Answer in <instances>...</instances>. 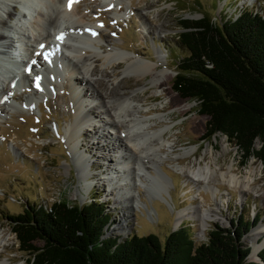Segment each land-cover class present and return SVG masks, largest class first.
Instances as JSON below:
<instances>
[{
	"label": "rangeland",
	"instance_id": "obj_1",
	"mask_svg": "<svg viewBox=\"0 0 264 264\" xmlns=\"http://www.w3.org/2000/svg\"><path fill=\"white\" fill-rule=\"evenodd\" d=\"M245 7L255 8L264 16V0H82L79 3L77 15H85L89 22L101 27V44L96 51L106 53L117 46L133 52L132 56L136 59L155 60L154 49L161 50L162 59L158 63V68L167 69L166 77L162 78L159 84L157 91L160 95L144 104L149 108L153 104L156 106V109L145 113L146 116L167 112L170 117L167 124H172L169 134L166 135L173 146L172 154L169 153L168 158L163 159L160 165L171 183L165 187L168 194L165 191L160 192L167 202L149 197L139 186L132 189L137 191L144 206H132L128 196L126 205L132 209L126 211L121 205L114 203L113 198L107 196V187L101 176L104 177L109 172L106 169L107 165L116 166L119 152H109L106 148L107 145L114 146V139L110 127L105 125L100 126L104 133V142L97 144L98 140L92 128L101 125L100 122L103 124L106 118L100 112V108L95 109L98 113L97 118L87 123L75 141L77 151L85 156V171L90 173L89 177L81 178L77 162L71 155L72 143H69L67 132L74 123L76 112H81V115L84 113V110L79 112L76 110L75 101L80 98L85 104L95 106L100 97L93 93L95 94L97 90L104 94L114 81L121 80L124 63L114 68L107 65L103 59L96 60V57H92L91 65L97 70L93 78H98L103 84L97 86L93 83L90 88L80 79L81 75L76 71L72 72L70 65L67 66V59L63 60L64 64L61 67L58 66L59 70L56 72L50 70L51 75L43 74L44 77L39 80L24 67L23 78L20 77L17 82L14 80L10 84L9 81L6 82L13 92L7 100L10 106L14 107L2 106L5 111L0 114V238H3L0 244V260L3 264H29L28 254L19 250L16 237L11 232L8 216L24 212L26 207L32 204L49 205L61 198L83 204L93 197L103 202L106 211L111 214V220L105 227V235L119 239L133 234L142 236L154 233L163 240L171 230L185 226L198 245L207 241L208 233L215 225L230 228L231 222L235 223L238 217L242 223L254 221L255 217H259L241 239L243 244L250 248L248 260L258 259L259 251L252 254L247 237L264 222V165L253 156L244 161L237 146L224 135L217 133L206 137L207 117L199 114L196 101L182 98L172 86L177 64L186 54L177 44L176 35L181 30L179 19L191 17L196 19L206 13L213 19L220 20L224 17L237 16L240 9ZM31 23H34L33 20ZM32 39L27 44L26 42L20 44V53L23 59L29 62L32 46H35ZM118 39L121 41L118 42ZM32 54L34 55V52ZM35 56L39 57L40 65L50 66L44 56H38L37 53ZM52 58L61 60L59 53ZM71 81L78 86L74 89L75 94L78 88L86 87L89 88L90 94L83 93L82 96V93H79L78 97L73 96L75 94L72 93ZM35 83L44 91L35 93L36 89L33 92ZM145 83L144 78L136 83L132 77H124L121 80V87L128 93ZM13 86L16 89H13ZM0 100L6 101L1 97ZM161 105L165 106L164 111L160 110ZM164 124L158 123L154 128ZM90 144L93 145L92 153ZM191 147H195L196 151L194 155L188 157L187 162L184 161L189 166L204 164L212 159V155L216 166L220 165V168L226 170L227 166L232 164L233 172L238 176H243L247 169H251L258 178V191L241 193L221 182L217 185L218 190L214 195L204 191L203 184H195L188 179L186 172L182 175L175 170L176 164H183V160L176 159L175 155L182 152V148ZM105 157L108 160L103 163ZM203 157L205 161L202 160ZM151 172L154 173L153 170ZM124 175H129V171H125ZM150 186L159 192L156 180L151 181ZM198 207L216 208L222 219L211 222L204 232L197 221L188 217L176 224L178 209L188 208V211L193 213ZM121 218L125 219V225H122L124 222ZM263 239L264 234H261L258 243ZM35 244L41 245L42 242L37 241Z\"/></svg>",
	"mask_w": 264,
	"mask_h": 264
},
{
	"label": "trees",
	"instance_id": "obj_2",
	"mask_svg": "<svg viewBox=\"0 0 264 264\" xmlns=\"http://www.w3.org/2000/svg\"><path fill=\"white\" fill-rule=\"evenodd\" d=\"M178 23L177 44L186 54L173 89L197 102L207 117L206 137L224 135L244 161L253 156L264 165L263 14L245 7L235 17L203 13ZM7 219L29 264H264V247L257 260H248L250 248L241 240L259 217L243 223L238 217L230 228L215 225L198 245L185 226L163 240L154 233L107 236L111 214L97 197L83 204L65 198L32 204Z\"/></svg>",
	"mask_w": 264,
	"mask_h": 264
},
{
	"label": "bare ground",
	"instance_id": "obj_3",
	"mask_svg": "<svg viewBox=\"0 0 264 264\" xmlns=\"http://www.w3.org/2000/svg\"><path fill=\"white\" fill-rule=\"evenodd\" d=\"M81 1L74 0L71 8H69L68 0H0V97L6 99L5 102L1 101L2 99L0 100V114L5 111L2 106H10L7 99L13 93L6 82L9 81L10 84L14 80L17 82L20 77L23 78L25 76L24 67L28 68L36 79L37 77L41 79V77H44L43 74L51 75L50 70L54 72L59 70L57 68L64 64L63 60L67 59V66L70 65L72 72L76 71L77 74L81 75L80 79L90 88L93 83L97 86L103 84L98 78H93L97 70L91 65L92 57H96V60L103 59L107 65L114 68L116 65L124 63L125 67L123 66L124 68L122 67L121 71L123 78L132 77L136 83L144 78L146 83L127 93L121 87L123 78L114 81L111 88L109 90L107 88L104 94L97 90L95 94L93 93V95L100 97L95 106L85 104L80 98L77 99L75 108L78 112L84 110V113L81 115V112H76L74 123L67 132L69 143H72L70 145L71 155L77 162L81 178L86 179L89 177L90 173L85 171V156L77 151L75 141L77 135L81 134L86 128L87 123L91 119L97 118L98 113L95 109L100 108V112L106 118L103 124L100 122L101 125L92 128L94 136L98 140L97 144L101 141L104 142V133L100 126L105 125L110 127L114 139V146L109 147L107 145L106 148L109 152H119L116 166L109 167L107 165L106 169L109 172L104 177L101 176L107 187V196L113 198L114 203L121 205L126 211L132 209V207L126 205L128 196L131 199L132 206H144L135 190L139 186L144 189L149 197L160 198L167 202L160 192L165 191L168 194L165 187L166 184L169 186L171 183L162 172L160 165L163 159L168 158L169 153L172 154V143L166 137L172 124H167L170 120L167 112H157L151 117L146 116L145 113L156 109V106L153 104L149 108L144 104L160 95L157 90L161 79L166 77L167 69L158 68V63L162 59L161 50L160 48L154 49L155 60L136 59L132 56L133 52L117 46L106 53L96 51L95 49L99 48L101 44V27L89 22L85 15H77V9ZM13 18L15 21L12 22ZM31 20L34 23H31ZM61 35L62 38L58 39ZM31 38H33L35 46H32L34 55L31 52V62H29L23 59L20 53V44L31 42ZM117 41L120 42L121 40L118 39ZM35 53L38 56H44L50 66L40 65L39 57L37 58ZM58 53L61 60L52 58ZM35 67H38V69L36 70ZM71 83L73 85L71 87L72 93L75 94L74 89H77L78 86L73 81ZM13 87V89H16L15 86ZM88 87L78 88V92L73 96L78 97L79 93H82V96L90 94L88 93ZM36 89L37 92H35ZM38 91L41 93L44 89L40 86L37 87L35 83L33 92L38 93ZM164 108L165 106L161 105L160 110L164 111ZM161 122L165 124L154 128L156 124ZM108 134L111 135V133ZM92 146L91 144L89 146L91 153L93 152ZM181 150L182 152L175 156L176 159L181 158L183 164H176L175 170L182 175L186 172L188 179L195 184H203L204 191L209 192L211 195H214L218 190L217 185L220 182L241 193L258 191V178L255 177L253 170L247 169L243 176H238L233 172L232 164L227 166L226 170L220 168V165L216 166L214 163L215 158L212 155V159L204 164L198 163L197 166H189L186 160L189 156L194 155L196 149L191 147L188 149L182 148ZM93 154L95 155V152ZM107 160V157L103 158V163ZM202 160L205 161V157ZM125 171H129V175H124ZM153 180H156L159 184V192L151 188L150 182ZM152 212L154 211L152 210ZM187 217L197 221L203 232L211 222L222 219L216 208L198 207L193 213L189 212L188 208H182L176 211V224ZM121 220L124 222L122 225H125V219L121 218ZM261 234H264V222H261L247 237L253 255L264 246V239L258 243V237ZM2 242L3 238L1 237L0 244ZM0 264H3L2 260H0Z\"/></svg>",
	"mask_w": 264,
	"mask_h": 264
},
{
	"label": "snow or ice",
	"instance_id": "obj_4",
	"mask_svg": "<svg viewBox=\"0 0 264 264\" xmlns=\"http://www.w3.org/2000/svg\"><path fill=\"white\" fill-rule=\"evenodd\" d=\"M73 2H74V0H68L69 8H71V5H72ZM61 38H62V35H61V37H58V39H61ZM41 47H43V45H41ZM37 80H39V77H37ZM37 87H39V84H37Z\"/></svg>",
	"mask_w": 264,
	"mask_h": 264
},
{
	"label": "water",
	"instance_id": "obj_5",
	"mask_svg": "<svg viewBox=\"0 0 264 264\" xmlns=\"http://www.w3.org/2000/svg\"><path fill=\"white\" fill-rule=\"evenodd\" d=\"M191 19H195V17H191Z\"/></svg>",
	"mask_w": 264,
	"mask_h": 264
}]
</instances>
